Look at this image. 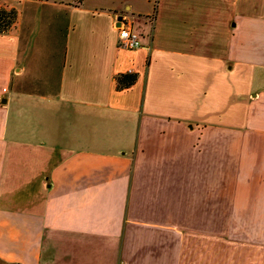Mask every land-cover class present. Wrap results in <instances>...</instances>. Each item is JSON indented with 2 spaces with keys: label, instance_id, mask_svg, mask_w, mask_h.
I'll return each instance as SVG.
<instances>
[{
  "label": "crops",
  "instance_id": "obj_1",
  "mask_svg": "<svg viewBox=\"0 0 264 264\" xmlns=\"http://www.w3.org/2000/svg\"><path fill=\"white\" fill-rule=\"evenodd\" d=\"M1 9L0 264H264V0Z\"/></svg>",
  "mask_w": 264,
  "mask_h": 264
},
{
  "label": "trees",
  "instance_id": "obj_2",
  "mask_svg": "<svg viewBox=\"0 0 264 264\" xmlns=\"http://www.w3.org/2000/svg\"><path fill=\"white\" fill-rule=\"evenodd\" d=\"M16 12L14 10H0V33L5 32L14 22ZM116 87L118 89L129 87L136 80V74L127 72L116 76Z\"/></svg>",
  "mask_w": 264,
  "mask_h": 264
},
{
  "label": "built area",
  "instance_id": "obj_3",
  "mask_svg": "<svg viewBox=\"0 0 264 264\" xmlns=\"http://www.w3.org/2000/svg\"><path fill=\"white\" fill-rule=\"evenodd\" d=\"M118 46L128 50H136L142 46L139 35L120 19L117 23Z\"/></svg>",
  "mask_w": 264,
  "mask_h": 264
}]
</instances>
